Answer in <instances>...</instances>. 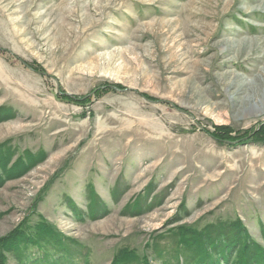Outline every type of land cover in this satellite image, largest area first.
Instances as JSON below:
<instances>
[{"label": "rangeland", "instance_id": "1", "mask_svg": "<svg viewBox=\"0 0 264 264\" xmlns=\"http://www.w3.org/2000/svg\"><path fill=\"white\" fill-rule=\"evenodd\" d=\"M0 113L9 165L40 158L0 238L47 223L48 264H161L169 231L236 219L264 249V144L207 134L264 124V0H0Z\"/></svg>", "mask_w": 264, "mask_h": 264}, {"label": "trees", "instance_id": "2", "mask_svg": "<svg viewBox=\"0 0 264 264\" xmlns=\"http://www.w3.org/2000/svg\"><path fill=\"white\" fill-rule=\"evenodd\" d=\"M118 88V86H115ZM107 89V87H105ZM67 100H72L64 96ZM75 100V99H74ZM80 102V101H79ZM5 117V114L3 115ZM2 118L0 113V120ZM259 129L253 135L252 132H235L230 127H217L213 132H207L218 143L237 141L238 143L264 144V124H259ZM234 133L235 136H232ZM12 150L4 144H0V187L10 179L20 178L40 161L36 156L28 155L20 157L10 164ZM40 155V154H39ZM40 157V156H39ZM91 199L96 196L91 191ZM24 226L14 229L10 234L0 238V264L6 263L5 253L20 251V255L26 254L29 249L35 248L41 252V257L33 263L48 264V253L42 243L52 241L57 255L68 252V243L62 236L48 225H37L32 233H27ZM28 230V229H26ZM164 243L156 242L154 256L161 264H264V249L248 235L239 220L217 221L204 226H178L164 235ZM40 248V249H39ZM42 250V251H40ZM39 257V256H38ZM126 249L118 252L112 264H149Z\"/></svg>", "mask_w": 264, "mask_h": 264}]
</instances>
